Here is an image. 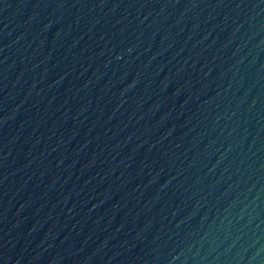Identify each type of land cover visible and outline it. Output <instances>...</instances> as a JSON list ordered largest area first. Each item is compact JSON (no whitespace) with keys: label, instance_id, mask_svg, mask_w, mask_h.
I'll return each mask as SVG.
<instances>
[{"label":"water","instance_id":"water-1","mask_svg":"<svg viewBox=\"0 0 264 264\" xmlns=\"http://www.w3.org/2000/svg\"><path fill=\"white\" fill-rule=\"evenodd\" d=\"M0 264H264V0H0Z\"/></svg>","mask_w":264,"mask_h":264}]
</instances>
